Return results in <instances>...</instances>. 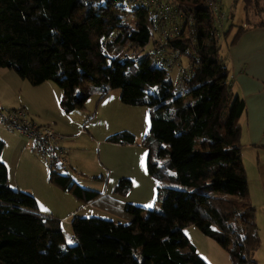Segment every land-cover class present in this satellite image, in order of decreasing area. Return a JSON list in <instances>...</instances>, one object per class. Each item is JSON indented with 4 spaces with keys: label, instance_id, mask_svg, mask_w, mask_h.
<instances>
[{
    "label": "trees",
    "instance_id": "1",
    "mask_svg": "<svg viewBox=\"0 0 264 264\" xmlns=\"http://www.w3.org/2000/svg\"><path fill=\"white\" fill-rule=\"evenodd\" d=\"M173 1L185 8L181 32L163 37L164 25L155 23L145 0L131 9L122 0H0V68L34 86L57 83L65 112L85 108L96 88L102 97L120 88L125 104L150 107L147 170L160 184L163 205L123 203L129 223L75 215V243L68 245L61 220L42 214L32 193L10 186L0 138V264H209L185 235L188 225L223 246L234 264H259L261 238L242 158L245 101L231 90L218 27L205 2ZM260 5L262 0H245L250 16L263 14ZM243 31L238 27L228 45ZM159 49L165 56L180 51L185 73L175 78L157 63ZM107 140L133 145L136 136L124 130ZM49 180L84 202L103 196L70 171L50 167ZM132 185L123 177L113 193L126 196Z\"/></svg>",
    "mask_w": 264,
    "mask_h": 264
},
{
    "label": "rangeland",
    "instance_id": "2",
    "mask_svg": "<svg viewBox=\"0 0 264 264\" xmlns=\"http://www.w3.org/2000/svg\"><path fill=\"white\" fill-rule=\"evenodd\" d=\"M219 2L221 11L226 15L225 19L217 26L218 29L221 30L218 46L220 48V53H223L222 57H224L227 52L228 43L233 38V35L228 39L224 37L225 31L230 25H235L234 28L237 29L243 26L244 23H254L257 19L247 14L245 0H219ZM128 8H133V5H128ZM260 9L264 17V8L261 7V5ZM148 50L149 47H146L145 50L141 51L138 61L144 57ZM181 59L182 55L179 59L180 62ZM174 67L175 69L171 68L172 74L175 78H178L179 67L178 65ZM11 73H13L15 78L17 77V80L12 82L10 77L6 79V82L13 88L10 92L11 98L9 97L7 99V104L12 105L13 103L14 108H19L18 102L22 98L30 101L33 100V90L34 103L39 104L36 106L44 109L51 108L56 122L63 125L68 132H73L74 135L76 134L75 130H78L79 133H84L83 136H75V138L63 133V135H66V138L61 143L63 148H68V145H66L67 140H71L72 138L75 139L74 147L76 150L73 155L77 157V165L75 164L74 166L78 169L76 174L80 172L83 173L84 176L79 175V178L83 179L84 186L88 188L102 187L104 190L107 188L112 189L121 178L128 177L132 179L133 187L126 196L121 197L124 202L142 206L145 209L161 210L163 208L161 201L158 200V187L160 184L147 170L148 149L144 145V140L150 129V107L125 104L121 99L122 90L120 88L110 90L104 97L101 96L102 92H100V89L98 90L96 88L85 103V109L77 108L72 112H63L64 110L61 111L62 104L56 102L55 99L58 97L56 93L51 90V88L54 87L62 91L57 83L47 81L48 84L42 83L34 86L27 80L21 78L16 71L11 70ZM21 82L25 84H21ZM49 85L53 86L50 87ZM23 87L28 88L25 89ZM2 111H6V109H2ZM48 114L47 111V115ZM49 116L52 117L51 114H49ZM35 122L37 121L35 120ZM37 123L42 124L39 122ZM54 124L51 125L55 126ZM124 130L130 131L136 136L135 144L119 145L106 140L107 137ZM9 143L10 145L6 143L2 153L3 161H6L8 156L12 155L15 149L14 143L10 140ZM34 152L44 159L40 152ZM28 161L36 163L35 160H31L29 157ZM38 173V169L25 166L21 163L20 176L23 177L20 180V184H23L25 180L24 176L29 180H37ZM101 176H105L104 179H106H101ZM21 191L27 192L26 190ZM74 197L76 201H78V205H75V207H79V203L80 206L84 204L80 202L76 196ZM57 198H59V196H57ZM42 199L44 200L43 202L48 204L51 208L54 206V202L51 200L54 198L50 197L48 193L44 192ZM58 202L61 201L58 200ZM39 204L41 211H43L42 203L40 202ZM113 208L116 210L113 209L114 212H110V214L101 213V211H97L93 208H82L78 211L80 212L78 213L79 215H77L81 217H98L115 220L121 223H129L132 220V215L128 214V212H123L122 208L121 210L115 207ZM72 218L73 216L71 215L66 218H61V221H63L62 228L64 230L66 244L68 245L73 244ZM65 220H69L68 223H66ZM184 233L191 244L195 246L197 253L209 264H234L229 252L215 240L205 235L199 226L188 225L184 228ZM255 260L258 263V260H262L260 264H264V248L256 251Z\"/></svg>",
    "mask_w": 264,
    "mask_h": 264
},
{
    "label": "crops",
    "instance_id": "3",
    "mask_svg": "<svg viewBox=\"0 0 264 264\" xmlns=\"http://www.w3.org/2000/svg\"><path fill=\"white\" fill-rule=\"evenodd\" d=\"M257 20L256 22H246L243 24L244 31L240 38L233 45H228L227 52L224 56L225 62L230 71L229 82L231 85V90L234 95L239 96L245 101V112L240 118V123L242 125V158L244 166L246 169L248 182H249V200L256 208V220L259 228L261 245L259 249L264 248V25L260 23L264 21L263 14L253 15ZM236 29L232 30L231 36L235 34ZM230 36V37H231ZM223 54V53H222ZM10 77L12 82H15L17 77L13 76L11 69L0 68V110L6 109L7 112L14 109V104H7V99L10 97V92L13 89L7 82L6 79ZM24 82V81H23ZM21 82V84H25ZM44 84H48L47 81ZM50 87L53 85H49ZM28 88V87H23ZM58 98L56 102L59 104L62 100V91L51 88ZM32 98L30 101L28 99L22 98L18 103L20 107H24L28 110L31 117L39 123L42 124H54L53 126L57 132L65 133L67 135L73 136H83L84 133H79L78 130L74 135L73 132H68L63 125L56 122L55 117L52 114V109H44L38 107L34 103V95L32 90ZM86 108V104H85ZM83 108V109H85ZM63 107L62 110L63 111ZM76 110V109H75ZM47 111L49 114L47 115ZM65 112V111H63ZM82 129V128H81ZM18 136H17V135ZM0 138L4 139L5 146L10 145L9 140L14 143L15 149L13 154L8 156V159L4 162L9 169V183L10 186L15 190H26L32 193L38 203H42V209L39 204L40 212L46 216L56 217L61 220V218H66L69 215H77L82 208H93L95 210L101 211V213L110 214L113 211V207L121 210L124 202L121 197L113 193L114 187L112 189H103L102 187H94L100 192H103V196L98 200L91 202H80L84 203L82 206L75 207L78 205V201L75 199V195L69 190L60 188L54 185L49 180L50 167L47 159L44 157L42 159L40 156L36 155L34 151L36 146L34 141L22 135L17 131H13L7 125L0 121ZM69 139L66 142L68 148L65 147L66 155L68 157L69 169L71 174L74 176L75 180L82 186L83 179L79 178L84 176L82 172L76 174L78 169L74 165H77V157L75 154L76 148L74 147L75 139ZM108 138V137H107ZM9 139V140H8ZM107 140V139H106ZM70 141V142H69ZM99 143V141H98ZM118 144V143H115ZM119 145H129V144H119ZM5 149V148H4ZM39 152V151H38ZM69 153V156H68ZM28 157L31 160H35L36 163L28 161ZM23 163L25 166L33 167L38 169L37 180L27 179L23 184H20L22 177L20 176V164ZM74 163V164H73ZM89 177V176H87ZM96 177V176H95ZM104 179L105 176H101ZM98 179V178H95ZM106 179V178H105ZM104 179V180H105ZM22 185V186H21ZM133 187V185H132ZM132 189V188H131ZM46 192L50 195L54 202V206L51 208L48 204L43 202V193ZM59 196V198H57ZM61 201V202H58ZM116 210V209H114ZM122 211L124 212L123 208ZM79 215V214H78ZM69 220H65L68 223ZM63 225V221H61ZM73 244L75 239L72 236ZM259 259V258H258ZM259 264L262 260H258Z\"/></svg>",
    "mask_w": 264,
    "mask_h": 264
},
{
    "label": "built area",
    "instance_id": "4",
    "mask_svg": "<svg viewBox=\"0 0 264 264\" xmlns=\"http://www.w3.org/2000/svg\"><path fill=\"white\" fill-rule=\"evenodd\" d=\"M139 0H122V5H135ZM212 12L215 23H219L225 19L226 15L221 11L219 0H203ZM264 3V0H262ZM145 4L153 11L155 23L164 25L161 34L163 37H174L181 32V20L185 14V8L180 6L178 2L173 0H145ZM159 31V30H156ZM218 34L221 30L218 29ZM158 39L157 32L154 35V40ZM162 50H157L153 59L157 63H164L167 68H174L178 65L179 76L185 73V69L180 62L181 52H172L171 55L165 56ZM0 121L17 131L24 136L31 138L37 145L38 150L42 155L46 156L47 162L53 169L61 170L62 172L70 171L68 157L65 148L61 143L66 138L60 132H57L52 125L38 124L30 117V113L24 107L14 108L7 112H0Z\"/></svg>",
    "mask_w": 264,
    "mask_h": 264
},
{
    "label": "snow or ice",
    "instance_id": "5",
    "mask_svg": "<svg viewBox=\"0 0 264 264\" xmlns=\"http://www.w3.org/2000/svg\"><path fill=\"white\" fill-rule=\"evenodd\" d=\"M69 242H71V241H69Z\"/></svg>",
    "mask_w": 264,
    "mask_h": 264
}]
</instances>
